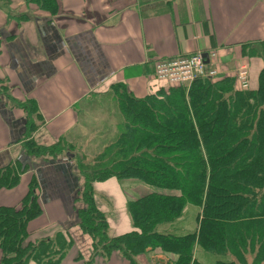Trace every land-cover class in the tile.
I'll use <instances>...</instances> for the list:
<instances>
[{"label":"trees","instance_id":"trees-1","mask_svg":"<svg viewBox=\"0 0 264 264\" xmlns=\"http://www.w3.org/2000/svg\"><path fill=\"white\" fill-rule=\"evenodd\" d=\"M26 2L58 14L56 0ZM243 49V58L263 62L256 86L247 90L230 76L197 80L189 88L156 86L143 99L124 83L112 85L120 115L110 128L116 135L91 163L78 154L72 159L79 181L74 226H64L54 239L30 238L29 224L44 213L38 180L32 179L18 204L0 206V264H62L74 246L71 229L88 237L95 252L89 261L75 259L78 264H94L95 257L105 263L116 257L127 264H204L203 254L214 256L213 264H264V43ZM9 90L0 82V98L10 102ZM26 101L12 102L27 114V157L57 161L73 153L63 139L46 146L31 138L43 119L37 104ZM28 171V163L10 164L0 172V191L17 186ZM111 179L150 188L137 196L133 186L122 187L132 231L117 236H110L96 199V184ZM193 208L195 228L184 231L185 213Z\"/></svg>","mask_w":264,"mask_h":264},{"label":"crops","instance_id":"crops-1","mask_svg":"<svg viewBox=\"0 0 264 264\" xmlns=\"http://www.w3.org/2000/svg\"><path fill=\"white\" fill-rule=\"evenodd\" d=\"M12 1L11 23L0 14V82L16 102L37 104L43 121L31 138L41 145L80 141L83 114L97 110L116 83L139 99L155 92L159 60L217 51L220 59L231 57L222 64L226 69L247 64L250 78L262 64L242 54L243 46L264 43V0H56L54 16L24 0ZM4 99L0 172L18 160L28 163L29 171L17 186L0 191V206L18 204L36 178L44 213L28 231L37 241L74 226L75 154L57 161L27 157L22 147L27 114ZM96 197L110 206V236L132 231L127 192L119 181L96 184ZM107 264L127 263L114 257Z\"/></svg>","mask_w":264,"mask_h":264},{"label":"rangeland","instance_id":"rangeland-1","mask_svg":"<svg viewBox=\"0 0 264 264\" xmlns=\"http://www.w3.org/2000/svg\"><path fill=\"white\" fill-rule=\"evenodd\" d=\"M11 5H13L12 0H0V14L5 15L9 23H11L12 19H14L15 16L14 12H12L13 9ZM1 26H2V22H0V27ZM5 26L8 27L9 25L6 23ZM253 61L255 63L254 65L259 63V61L256 60ZM260 62L262 64L261 67L259 66V71L263 67V62L261 60ZM231 69L234 70L235 68H231ZM256 82H257V76H253V77L251 76L250 78L251 87H255ZM1 88L4 89L3 86H1ZM4 101H7L9 106H13V102H12L13 100H10V102H8V100L4 99L3 102ZM119 118L120 115L119 112L117 111L115 101L109 92L108 96L106 95L105 98L104 97L100 98V104L97 106V110H93V112H85V114H83V119L81 120V129L79 130L81 133L77 132V134L80 136V141L76 140L74 141L73 145H71V149L73 153L67 151L63 155L66 156L68 153L69 155L78 154L81 159L86 157V161L88 163H91V161L98 155V153L102 151V149H104V146L113 138L114 135H116L113 133L112 129L110 128H114L118 124L117 122L119 121ZM37 123H39L38 124V128H39L42 124L39 120H37ZM108 130L112 131V133L108 132ZM64 144L70 146L71 143L70 142L68 143L67 139H65ZM125 186L126 187L133 186L135 189L132 190L137 192V196H143L150 191V188L148 186H145L141 183H131V185L129 184L122 185L123 188H125ZM136 186H138L139 189H137ZM137 196H135V198ZM97 202L106 211L108 217V215H110L109 214L110 206L107 204V200L104 201L102 199L101 201L97 199ZM190 213L194 214L195 209L193 208L191 209V211L189 212L187 211L185 213L186 223L189 222V225L187 229H185L184 231H192L195 228V221L193 220L192 215ZM127 216L129 217V215ZM113 231L116 230L114 229ZM56 233L46 237H51L54 239ZM70 234L73 235L74 246L72 249L68 251L62 264H78L77 261L75 260L77 258H81L79 263H82L84 261H89L92 255L95 254V252H93L92 241L88 237L84 238L83 236H81L80 232L78 233V236H76L74 233V229H71ZM203 255L204 257H200V259L204 264H213L214 262L213 260L215 258L214 256L206 255V254ZM103 261H104L103 258L95 257L94 264H101V262ZM29 264H37V263L34 261H30ZM248 264H251V260H248Z\"/></svg>","mask_w":264,"mask_h":264},{"label":"built area","instance_id":"built-area-1","mask_svg":"<svg viewBox=\"0 0 264 264\" xmlns=\"http://www.w3.org/2000/svg\"><path fill=\"white\" fill-rule=\"evenodd\" d=\"M224 76L234 77L241 90L250 87V72L247 64L239 63L234 70L221 65L217 51L209 54L206 64L201 52L159 60L155 65L157 84L163 87L191 85L197 80L218 79Z\"/></svg>","mask_w":264,"mask_h":264},{"label":"water","instance_id":"water-1","mask_svg":"<svg viewBox=\"0 0 264 264\" xmlns=\"http://www.w3.org/2000/svg\"><path fill=\"white\" fill-rule=\"evenodd\" d=\"M203 58L205 59V62L206 63H208V54H203ZM231 59V57L229 56V57H224V58H222L221 59V62L223 63V64H227L228 62H229V60Z\"/></svg>","mask_w":264,"mask_h":264}]
</instances>
